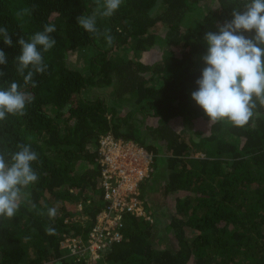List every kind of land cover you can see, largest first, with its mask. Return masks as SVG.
I'll list each match as a JSON object with an SVG mask.
<instances>
[{
	"label": "trees",
	"instance_id": "trees-1",
	"mask_svg": "<svg viewBox=\"0 0 264 264\" xmlns=\"http://www.w3.org/2000/svg\"><path fill=\"white\" fill-rule=\"evenodd\" d=\"M244 2L123 0L113 16L97 17V27L114 37L109 46L77 23V17L92 15L96 0H0V27H7L12 40L8 46L0 38L8 61L0 65V88L15 81L32 97L26 115L0 121V153L8 158L25 144L38 154L32 163L38 181L25 189L16 216L0 219V264H264V106L236 127L210 122L191 99L205 67V34L218 32ZM33 6L31 15L17 16ZM46 24L56 26L50 34L56 44L43 53L48 67L34 74L37 86H25L16 72L18 40H30ZM243 34L251 39L255 31ZM154 46L170 48L159 61L144 63L142 53ZM75 51L85 57L84 68L68 62ZM92 86L111 88L112 102L87 93ZM128 93L134 94L135 110L122 115L120 101L113 99ZM139 114L157 118V124L143 132ZM176 117L188 128L202 119L207 130L187 141L171 125ZM107 132L144 145L154 152V168L166 170L157 191L145 194L146 180L142 192L159 207L175 195L163 231L172 240L156 247L153 222L127 215L124 239L87 263L67 254L61 242L63 232L86 238L105 205L95 148ZM81 162L86 165L79 168ZM78 203L83 210H76ZM53 207L54 219L47 214ZM73 214L87 218L81 223Z\"/></svg>",
	"mask_w": 264,
	"mask_h": 264
},
{
	"label": "clouds",
	"instance_id": "clouds-1",
	"mask_svg": "<svg viewBox=\"0 0 264 264\" xmlns=\"http://www.w3.org/2000/svg\"><path fill=\"white\" fill-rule=\"evenodd\" d=\"M123 0H96L92 15L77 17L78 25L93 37H103L109 46L114 37L110 31L103 32L97 27V17H111L119 10ZM32 9L24 8L17 13L23 18L31 15ZM231 12L232 19L218 26V32H207L204 40L206 54L202 56L205 67L196 80L197 90L191 99L203 110L210 122L227 121L236 127H244L254 117L255 110L264 106V0H245ZM255 31L249 39L244 32ZM56 32L54 24H46L43 31L34 33L30 40L21 37L18 44L21 54L15 58L16 72L23 77L24 85L37 86L34 74H43L48 65L43 53L51 50L56 40L51 33ZM0 38L5 45L12 46L7 27H0ZM6 54L0 50V65L7 64ZM4 73L0 72V77ZM32 97L21 90L13 81L7 88H0V121L9 115H26V105ZM18 151L0 153V219L11 220L19 211L25 189L38 181V174L32 163L38 161V154L30 145L18 144ZM50 218H55L57 209L49 208ZM49 232L54 229L49 228Z\"/></svg>",
	"mask_w": 264,
	"mask_h": 264
},
{
	"label": "built area",
	"instance_id": "built-area-1",
	"mask_svg": "<svg viewBox=\"0 0 264 264\" xmlns=\"http://www.w3.org/2000/svg\"><path fill=\"white\" fill-rule=\"evenodd\" d=\"M95 149L105 205L86 238L66 234L62 247L78 261L88 263L100 259L101 252L124 239L127 215L150 218L142 185L154 172L155 162L153 151L112 132L100 135Z\"/></svg>",
	"mask_w": 264,
	"mask_h": 264
},
{
	"label": "rangeland",
	"instance_id": "rangeland-1",
	"mask_svg": "<svg viewBox=\"0 0 264 264\" xmlns=\"http://www.w3.org/2000/svg\"><path fill=\"white\" fill-rule=\"evenodd\" d=\"M164 32V28L161 27V33L163 34ZM170 48V46H163V47H159V46H154L153 49H151L149 52H144L141 55V60L144 63H153L156 61H159L162 56L164 55V51L166 49ZM87 53V51H84V54ZM68 62L77 68H84L85 65V57L78 54L76 51L75 52H71L69 53L68 56ZM156 83L160 84L159 79H156ZM91 96H94L96 93L100 94L101 96H105L109 99L110 103L112 102V98L115 97V95H113V91L111 88H100L97 90V88L95 87H90V89L88 90V92ZM134 94H125L123 99H118L115 98L113 99L114 101H120V107H119V112L124 115L130 111H134L135 110V105L134 102H131L134 100ZM138 118L139 121H141V126H142V130L143 132L146 131V125L147 124H153L156 125L157 124V118L152 117V116H147L146 118H143L140 114L138 116H136ZM171 125L173 126V128H175L177 131L181 132L183 138H185L187 141H189L191 139V136L193 137H197L199 134L201 133H205L208 127V124L206 121L202 120V119H195L194 123L192 124V127L188 128L183 119L181 117H176L174 119L171 120ZM161 153H163L164 148L162 146L161 148ZM162 155V154H161ZM197 155H201L200 152H197ZM86 162H81L80 166H85ZM165 178H166V170H162V168H158V165L154 168V172L151 174L150 178L147 179L145 188H144V192L145 194L148 193H153L155 191H157L160 186L162 184H164L165 182ZM144 194V195H145ZM148 196V195H147ZM88 202H90V200H88ZM157 202H155L154 200H152L149 196H148V204H147V209H148V214L149 217L148 220L152 221L154 224V233L152 235V243L156 246V247H160V248H164V243L163 241L166 240V242H170V240H172L171 238V234H169L170 236L166 235L163 231H165L166 228V224H167V220L169 218V215L171 214L172 210H174V206H175V195H169L167 198V204L163 207H159L157 204ZM158 206V207H157ZM77 211H81L83 210V207L80 203H78L77 205ZM87 218V215H82V214H73L72 216V220L76 219V221H81V223H83V221ZM63 232V235L65 236L67 233ZM71 235V234H70ZM63 243L61 245V248L64 246V238L62 240ZM65 251L67 252V250L65 249ZM68 254V253H67ZM88 263V262H87Z\"/></svg>",
	"mask_w": 264,
	"mask_h": 264
}]
</instances>
